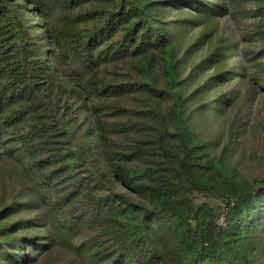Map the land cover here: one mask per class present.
I'll return each instance as SVG.
<instances>
[{"label": "trees", "instance_id": "16d2710c", "mask_svg": "<svg viewBox=\"0 0 264 264\" xmlns=\"http://www.w3.org/2000/svg\"><path fill=\"white\" fill-rule=\"evenodd\" d=\"M244 2L0 0V264H264V155L242 170L236 137L264 96V0ZM173 4L205 26L186 48ZM246 11L258 49L230 64L211 25Z\"/></svg>", "mask_w": 264, "mask_h": 264}, {"label": "rangeland", "instance_id": "374dc122", "mask_svg": "<svg viewBox=\"0 0 264 264\" xmlns=\"http://www.w3.org/2000/svg\"><path fill=\"white\" fill-rule=\"evenodd\" d=\"M181 3V2H180ZM180 3H177L178 5ZM240 6V9L249 10V4L245 3L244 0H236V5ZM167 11V17L171 20L174 18H182L181 20V26L180 31L177 33V39L181 40L183 39L182 45L183 48H186L189 43H191L193 40H195L198 35L201 33L202 29L205 28L202 24H191L189 20L192 18L193 20L196 18L195 14L189 8L185 5H182V7L178 8L176 5H172L170 7H165ZM244 15H240L239 17H234L230 14L220 15L217 16L216 23L211 25L212 28V35L215 39V41L220 36H225L227 38H230L235 43V48H233L232 54L229 56V63H233L235 61H238L240 63L241 56L244 55L246 52L245 50H257V45L254 43L249 44V41L246 40L248 38L247 33H245V30L249 24H251L252 19H249L251 16H249L248 12ZM192 12V13H190ZM191 16V17H190ZM34 20L36 23H38V18L34 17ZM249 27V26H248ZM233 43V44H234ZM252 46V47H251ZM207 43L204 40L202 43H196V45L192 48L193 52L189 58V60H194L193 63L188 64L186 63L183 74L185 76H191L193 64L196 60L200 59L204 56L206 52ZM185 50V49H184ZM243 54V55H242ZM248 58H252L251 54H246L245 57H243V60L246 64L253 63L254 61L260 60L259 58L252 61H248ZM186 62V61H185ZM211 71L206 68L201 72V76L199 78V81L197 84L201 83L203 80L207 79ZM196 84V83H195ZM196 85H191L190 89H195ZM218 87L215 86L210 89V93L207 95L208 98H211L213 94L217 91ZM259 96V97H258ZM256 97H258L256 99ZM264 96L261 97L259 94H255V97L253 101L251 102V105L249 107H245L244 109L240 110V114L245 117H243V120H246V123L242 126L244 127V131L242 133L239 132V136L236 135V137H239L238 143L240 145V148L243 147L244 151L243 154L245 155L244 158L241 160V167H239L245 170H248L249 172H255L258 170L257 165H255V162L253 160H250V155H264ZM239 105H235L233 108L234 111H238L237 108ZM232 116V115H231ZM213 125L218 128V119H215ZM241 123V122H240ZM231 123H226V125L223 127L221 132V142L225 141L228 135V130ZM252 131H256L253 133ZM242 169V170H243ZM35 264H56L55 261H53L52 258H39Z\"/></svg>", "mask_w": 264, "mask_h": 264}]
</instances>
